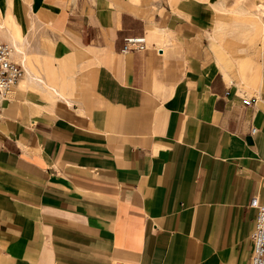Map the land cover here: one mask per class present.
Wrapping results in <instances>:
<instances>
[{"label": "crops", "instance_id": "1", "mask_svg": "<svg viewBox=\"0 0 264 264\" xmlns=\"http://www.w3.org/2000/svg\"><path fill=\"white\" fill-rule=\"evenodd\" d=\"M198 7L156 27L107 0H67L59 63L28 55L21 101L0 104V264H250L264 73L259 60L240 68L251 92L207 60ZM158 32L167 41L147 45ZM129 37L145 46L125 50ZM75 57L91 73H69Z\"/></svg>", "mask_w": 264, "mask_h": 264}, {"label": "rangeland", "instance_id": "2", "mask_svg": "<svg viewBox=\"0 0 264 264\" xmlns=\"http://www.w3.org/2000/svg\"><path fill=\"white\" fill-rule=\"evenodd\" d=\"M12 1L15 6L18 18L21 21L23 27V34L26 36V51L28 55L38 64L52 61L54 64H58L59 60L53 59L52 51L56 45L60 43L63 38V26L64 21L62 18V7L66 5L67 0H7ZM95 1V0H91ZM110 3L112 9L128 10L127 8L138 11L140 16L146 17L147 20L152 17V20L156 27L159 26L161 21L178 15L183 17L185 15L184 7L185 3L193 1L197 3L198 8H205V25L204 30L200 34L199 38H205V44L202 45V51L205 52L207 60L213 61L216 66L218 63L222 64L228 72L232 73L239 82L240 88H248L251 92L256 90V84L254 83L252 73H240V68H244L246 63L249 62L248 56L251 57L252 53H255L257 60L260 63V72L264 73V51L260 53L258 50L263 45L264 41V0H107ZM214 5L223 3L226 7V11H218ZM10 5V3H9ZM207 8V9H206ZM0 10L3 13L5 10V0H0ZM64 11V10H63ZM129 11V10H128ZM235 11V12H234ZM6 12V10H5ZM5 12L3 22L6 23L14 31L13 26L8 23L5 18ZM133 12V11H131ZM237 12V13H236ZM239 12H241L239 14ZM246 12V13H245ZM135 13V12H134ZM243 13V14H242ZM245 13V14H244ZM242 14V15H241ZM183 15V16H182ZM1 17V16H0ZM239 20L246 27H254L257 29V33H253L249 36L239 34L235 32L239 30L235 26L227 25L226 30H218L216 28L219 21L228 22L232 20ZM263 23V24H262ZM248 26H247V25ZM251 24V25H249ZM253 24V25H252ZM255 24V26H254ZM243 29V27L241 28ZM263 29V35L258 31ZM158 31V30H157ZM214 31L211 38L209 34ZM149 32V31H148ZM169 37L158 32L154 36H146L147 45L151 46L155 41L158 45H163ZM2 39V37L0 38ZM6 41V40H5ZM175 41V40H174ZM258 46V47H257ZM244 47L248 53L247 56H243V53L239 52L240 48ZM257 48V49H256ZM72 68L69 73H78L81 69V73H91L93 66L92 63L87 61H78L75 58L71 59ZM258 64V63H257ZM238 72V73H237ZM50 74V73H47ZM84 90H89V84L87 80L83 82ZM17 87H15L16 89ZM10 95V97L0 104L7 105L9 102L17 99L21 101V92L17 89ZM68 98L80 99L83 96H91V91L86 94H70L65 93ZM35 96V94H33ZM27 97H25V100ZM49 101V100H48ZM56 104V101H49Z\"/></svg>", "mask_w": 264, "mask_h": 264}, {"label": "built area", "instance_id": "3", "mask_svg": "<svg viewBox=\"0 0 264 264\" xmlns=\"http://www.w3.org/2000/svg\"><path fill=\"white\" fill-rule=\"evenodd\" d=\"M144 37H129L126 39L125 50L143 48ZM13 46L0 40V102L8 99L23 76V65L14 57ZM246 104L257 101L256 97L244 98ZM253 132L256 127H253ZM251 205L256 207L255 228L252 233L253 254L250 264H264V200L255 196L251 200Z\"/></svg>", "mask_w": 264, "mask_h": 264}, {"label": "bare ground", "instance_id": "4", "mask_svg": "<svg viewBox=\"0 0 264 264\" xmlns=\"http://www.w3.org/2000/svg\"><path fill=\"white\" fill-rule=\"evenodd\" d=\"M6 0H5V10H6ZM215 8L218 10V11H221V12H224L226 11V7L223 3H219L217 5H214ZM5 10L3 11V13L1 12L0 10V38L2 37V39H5L6 41H8V43H10L12 46H13V52L15 53V56H16V59L23 65L25 66L26 65V62L27 61H30V58L28 56V53L26 52V49H25V46H24V38H21V37H18L15 33V31H13L11 29L10 26H8L6 23L3 22V17H4V12ZM235 12V11H234ZM237 13V12H236ZM241 12H239L240 14ZM246 13V12H245ZM244 13V14H245ZM243 14V13H242ZM241 14V15H242ZM19 24V23H18ZM233 25L235 26L236 28H238L239 30L235 31L238 33V36L239 34H244L246 36H249L250 37V34L253 33V31H255L257 33V29H255L254 27H246L245 24H242L239 20H232L230 21V23L228 22H223V21H219L216 28L218 30H222L223 32L226 30L227 28V25ZM263 24V23H262ZM247 25V24H246ZM251 25V24H249ZM253 25V24H252ZM248 26V25H247ZM255 26V24H254ZM264 26V25H263ZM243 27V29H241ZM259 34L263 35V29H261L260 31H258ZM258 47V46H257ZM257 49V48H256ZM260 53H262L264 51V41H263V45L260 47V49L258 50ZM239 52L243 53V56H247L248 53L246 51V49L244 47L240 48ZM248 59L250 63H253L254 61L257 60L256 56H255V53H252V56L249 57L248 56ZM257 63V61H256ZM257 66V65H256ZM222 67V65H221ZM24 68V67H23ZM223 68V67H222ZM252 68V67H251ZM224 69V68H223ZM226 70V69H225ZM25 71V69H24ZM238 73V72H237ZM31 75V74H30ZM227 75V74H226ZM33 76V75H32ZM36 77V76H35ZM21 79V78H20Z\"/></svg>", "mask_w": 264, "mask_h": 264}]
</instances>
